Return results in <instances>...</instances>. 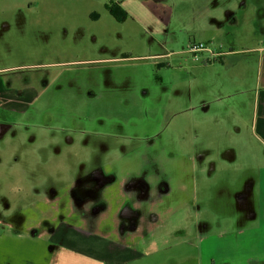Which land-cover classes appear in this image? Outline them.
<instances>
[{
    "label": "crops",
    "instance_id": "obj_1",
    "mask_svg": "<svg viewBox=\"0 0 264 264\" xmlns=\"http://www.w3.org/2000/svg\"><path fill=\"white\" fill-rule=\"evenodd\" d=\"M224 13L229 15V10ZM6 27L0 20V59H8L0 61L2 142L12 132L4 123L52 114L35 108L44 95L39 91L40 78L20 75L44 65L15 64L38 57L34 48L14 52L28 36L9 38ZM216 36L205 32L199 36L216 56L204 52L191 63L185 47L190 38L174 50L156 41L158 47L146 56H99L63 63L134 68L73 79V93L59 96L67 101L74 95V102L92 103L98 110L110 107L114 124L109 128L123 135L140 139L161 133L174 120H191V204L188 200L176 208L163 206L160 200L171 194L169 179L152 189L140 180L142 184L126 190L133 177L129 175L117 189L104 185L98 196L87 200L100 201L105 208L50 209L34 224L18 223V212L0 209V264H161L162 257L155 259L171 246L193 248L195 253L179 256L175 264H264V45L224 50L211 46ZM3 38L17 45L9 55L1 51ZM39 134L46 137L44 131ZM179 140L164 147L180 148ZM212 151H219L217 159L211 157ZM197 182L202 183L200 193ZM13 235L43 239L47 248L37 255L10 253L3 245Z\"/></svg>",
    "mask_w": 264,
    "mask_h": 264
},
{
    "label": "rangeland",
    "instance_id": "obj_2",
    "mask_svg": "<svg viewBox=\"0 0 264 264\" xmlns=\"http://www.w3.org/2000/svg\"><path fill=\"white\" fill-rule=\"evenodd\" d=\"M110 1L118 2L125 12L123 22L107 13L105 6ZM226 10L229 15L224 13ZM0 20L7 26L3 29L5 36L19 39L28 36L14 52L34 48L38 58H22L15 64L44 65L23 70L20 75L40 78L39 91L44 95L35 108L52 111L51 116L36 115L4 123L9 127L6 130L12 132L4 142L0 141L2 211L18 212L21 217L18 223L34 224L42 212L50 209L105 208L100 201L87 203V200L98 196L104 185L116 187L129 175L133 177L126 190L133 189L140 180H145L152 189L157 182L169 179L171 194L155 203L160 200L163 206L171 208L183 201L190 200L191 204V120H174L161 133L140 139L123 135L115 127L109 128L114 124L110 107L101 106L98 110L92 108V103L74 102L71 99L74 95L68 96L67 101L59 100V96L73 93L72 85L76 83L73 79L134 68L118 64L66 67L63 63L99 56L138 53L146 56L158 47L156 41L174 50L187 38L202 42L199 38L202 32L217 34L211 46L224 50L263 46L264 0H0ZM5 38L1 51L9 55L8 51L17 45L5 42ZM6 60L0 59L1 63H7ZM191 60L189 56L187 61ZM181 93H187L186 89H181ZM40 131L46 133L45 138ZM177 139L180 148L164 147ZM210 153L212 158L219 157V151ZM201 191L202 183L197 182V193ZM210 213L218 218V213L212 210ZM7 239L4 249L19 256L43 254L47 248L43 239L28 236L17 239L15 235ZM182 248L171 246L159 253L155 261L162 257L161 264H175L179 256L195 254L193 248ZM171 257H175L172 262Z\"/></svg>",
    "mask_w": 264,
    "mask_h": 264
},
{
    "label": "built area",
    "instance_id": "obj_3",
    "mask_svg": "<svg viewBox=\"0 0 264 264\" xmlns=\"http://www.w3.org/2000/svg\"><path fill=\"white\" fill-rule=\"evenodd\" d=\"M186 51L194 61H198L200 55L204 52L211 53L212 57L216 56V53L212 51L207 44L203 42H196L194 40L187 41Z\"/></svg>",
    "mask_w": 264,
    "mask_h": 264
},
{
    "label": "trees",
    "instance_id": "obj_4",
    "mask_svg": "<svg viewBox=\"0 0 264 264\" xmlns=\"http://www.w3.org/2000/svg\"><path fill=\"white\" fill-rule=\"evenodd\" d=\"M108 13L114 18L117 22H123L126 18L125 12L122 11L121 8H117L116 10L112 9V7L106 5Z\"/></svg>",
    "mask_w": 264,
    "mask_h": 264
},
{
    "label": "flooded vegetation",
    "instance_id": "obj_5",
    "mask_svg": "<svg viewBox=\"0 0 264 264\" xmlns=\"http://www.w3.org/2000/svg\"><path fill=\"white\" fill-rule=\"evenodd\" d=\"M108 6L112 7V9L116 10L117 8H120V5L118 2H113V1H110L109 3H107ZM106 9V8H105ZM107 11V9H106ZM108 13V11H107ZM109 14V13H108ZM110 15V14H109ZM111 16V15H110ZM112 17V16H111Z\"/></svg>",
    "mask_w": 264,
    "mask_h": 264
}]
</instances>
